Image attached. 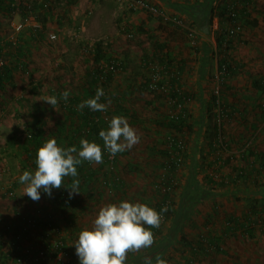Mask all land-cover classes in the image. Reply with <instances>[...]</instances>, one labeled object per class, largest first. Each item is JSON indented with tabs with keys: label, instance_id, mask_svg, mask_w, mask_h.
Listing matches in <instances>:
<instances>
[{
	"label": "rangeland",
	"instance_id": "obj_1",
	"mask_svg": "<svg viewBox=\"0 0 264 264\" xmlns=\"http://www.w3.org/2000/svg\"><path fill=\"white\" fill-rule=\"evenodd\" d=\"M1 1L11 12L8 15L0 10V47L20 41L32 74L4 89L9 94L0 89V223L9 222L19 213L40 211L61 227L69 244L67 251L75 255L69 252L73 257L67 264H111L117 256L106 260L101 251L111 239L109 235L118 231L128 212L127 204L138 208L144 199L145 207L154 206L162 199V193L155 192L156 186L162 179L173 181L174 187L167 194L173 212L151 243L156 244L168 236L183 190L195 178L200 189L217 196L197 203L158 264H264V216L251 218V222L258 221L251 233L252 223L247 225L244 219L253 203L248 193L258 192L255 186L261 183L255 205L264 208V179L252 185L240 178L258 164L257 156L264 153V92L257 84L254 87L256 81L264 79V0H236L233 10L239 12L245 7L246 15L236 24L241 29L239 34L232 37L228 36L232 26L226 21L220 24L215 10L207 22L203 21L207 29L204 33L175 9L201 0H171L173 12L156 0H140L177 20L179 26L146 10H132L117 0H76L69 8L68 0H51L43 9L38 6L42 0ZM225 2L232 0H212V6ZM30 4L38 14L41 37L31 31L34 22ZM25 16L27 22L22 21ZM19 22L22 29L16 32L12 23ZM217 33L231 44L222 55L216 46ZM50 35L55 40L49 39ZM97 46L103 58L96 64L116 61L121 67L110 84V93L122 100L120 106L126 110L113 116L117 121L113 144L118 159L112 172L131 169L125 176L126 195L118 200L104 194L95 203L96 208L71 230L63 226L33 174L21 171L17 146L9 138L16 134L17 143L23 138L22 133L17 134L25 122L20 100L31 99L41 105L55 89L71 93L83 81L85 69L95 65ZM1 58L7 64L15 61L14 56L5 54ZM217 60L225 61L231 71H218ZM155 66L161 72L159 84L164 91L144 89ZM32 88L37 89L35 94L28 93ZM172 91L189 99L183 105L189 126L182 132L173 133L163 126V117L170 119L177 114L176 102L170 98ZM168 137L178 138L184 145L180 162L173 169L163 168L161 152L168 148ZM249 151L255 155H248ZM233 220L238 221L234 224ZM232 225L235 231L231 232L227 228ZM132 228L130 231L135 232L137 227ZM85 235L99 243V251L88 253L86 258L81 250L71 249ZM139 235L137 230L132 239ZM209 239L218 251L207 245Z\"/></svg>",
	"mask_w": 264,
	"mask_h": 264
},
{
	"label": "trees",
	"instance_id": "obj_2",
	"mask_svg": "<svg viewBox=\"0 0 264 264\" xmlns=\"http://www.w3.org/2000/svg\"><path fill=\"white\" fill-rule=\"evenodd\" d=\"M50 1L42 0V3L38 4L39 8L43 9ZM75 2L76 0H68V8L73 6ZM235 3L236 0H232V2H225L214 8L212 0H201V2L196 1L193 6H181L175 9L188 17L196 27L205 33L207 29L203 26V21L204 23L207 22L214 10L220 24L226 21L230 23L232 28L237 27V22L246 15V12L245 7L239 12L234 11ZM1 9L5 10L8 15L11 12V8L6 7L0 0ZM28 9L29 14L38 26V28H31V31L34 35L39 34V37H41V28L38 24L35 5L30 4ZM24 20L28 21V17L22 18V21ZM236 35L238 34L233 36ZM215 40L221 55L230 49V42L222 34L217 33ZM4 45L0 47V61L2 62V66H0V89L9 94L10 91L4 89L11 88L20 77L30 78L32 71L29 70L27 53L25 54L24 45L20 41L12 40ZM4 54L11 58L14 56L15 61L11 64L5 63L1 58ZM101 58H103L101 48L97 46L93 54V63L96 66L85 69L82 76L83 81L71 93L66 94L62 88L55 89L43 98L41 105L31 99L22 98L20 102L24 103L22 112L25 113V122L21 131L17 134L22 133L23 138L21 143H17L16 134L13 138H9L10 143L17 146L21 171L33 174L36 181L40 183L44 195L49 199L60 217L61 222H64L63 226L71 230H75L79 226V222L91 213L90 210L96 208L95 203L104 194H111L119 200L127 193L125 176L131 168L123 169L120 173L112 172V167L115 166L118 159V152L113 144L117 124L114 117L126 110L120 106L122 100L117 98V95L110 93V84L115 75L102 74L99 71V64L96 63ZM115 62L111 61L110 63ZM217 64L218 71L223 72V74L231 71L230 66L225 61L217 60ZM260 81H256L254 87L258 85L259 88H262L261 91L264 92V86L261 87V84H264V79ZM147 84H144V89H147ZM36 88L30 89L28 93L35 94ZM170 98L178 104L189 102V99H186L177 91H172ZM163 121V126L173 133L182 132L189 126L185 114L174 116L173 119L163 117ZM215 131L217 132L216 128ZM176 142L177 140L172 141L170 144L167 142L168 148H166V151L161 152L165 163L163 168H166V165L170 169L177 166L176 161L170 160L171 156L177 152ZM111 147L115 151L113 162L107 159L108 150ZM248 153L251 156L255 155L252 151ZM257 163L248 173L245 172L242 176L240 175L243 181H249L252 185H256L259 178L263 177L264 179V176H262L264 174V153L257 156ZM212 180L211 178L209 182L212 183ZM167 181L169 183L172 180L167 179ZM221 183L225 186V182L221 181ZM255 187H258V192L248 193L247 197L249 199H247L253 201V203L244 217L247 225L252 223L248 231L250 233L253 231V225L258 224L257 220L251 222V218L264 216V208L260 209L255 205L257 202L255 197L259 196L262 183ZM183 191L168 236L166 235L155 241L156 244L151 243L158 234H161L160 230L163 223L160 226L158 225L159 217L163 214L164 221H167L169 215L173 212V208H169L167 211L163 210L165 203L168 202L167 194H160V189L155 190L163 200L161 199V202L148 208L144 205V202H147L144 199H141L138 208L132 207L129 202L127 204L129 205L128 212L124 211V219L118 226V231L111 233L109 235L111 239L103 245L101 254H104V258L111 260L112 251L123 250L142 242L143 244L148 243L143 248L144 252L141 253V250L136 256H123L124 252L120 251L121 255H116L117 258L113 256L115 260L111 264H158L163 258L167 245L171 243L174 236H179L181 225L197 203L217 196L215 192L200 189L195 178L191 179V182L187 184ZM6 193L8 194V190ZM9 194L11 195V192ZM235 221L238 220H233L234 224ZM53 223L57 224L53 217L43 216L40 211L16 214L9 222L0 223V243L7 246L12 244L13 247H16L13 248V251H16L14 261L18 258H26L27 254H24L26 244L32 243L33 246H37L40 242L38 241L39 236L42 235L38 232V229L45 230L48 224ZM1 225L6 230H3ZM133 226L137 227L136 231L138 230L140 233L135 239H132V237L136 231H130ZM234 226H230L227 230L235 231ZM132 230L134 229L132 228ZM149 235L152 236L150 243L147 241ZM45 241L43 246L48 249L49 241L46 239ZM63 241L66 247H69L66 238H63ZM209 241L207 245L218 251L212 240L209 239ZM98 244L93 243L92 239L85 235L84 239L71 249L73 251L81 250L86 258L88 253L99 251ZM150 245L151 247L148 248ZM69 252L72 253V251ZM71 253H69L70 256H75ZM0 254H2V248H0ZM0 256H2V259L5 258V255Z\"/></svg>",
	"mask_w": 264,
	"mask_h": 264
},
{
	"label": "built area",
	"instance_id": "obj_3",
	"mask_svg": "<svg viewBox=\"0 0 264 264\" xmlns=\"http://www.w3.org/2000/svg\"><path fill=\"white\" fill-rule=\"evenodd\" d=\"M117 2L126 4L132 10L142 9V10H146L148 13L152 15H159V17H161V19L164 22H170V23H173L174 25L179 24L177 20H172L168 18L167 16L158 12V10H156L155 8L147 6L140 0H117ZM31 19H32V22H34V24L31 27L38 28L37 23L34 21V18L31 17ZM12 27L16 32H19L22 29V25L20 24V22L18 24L12 23ZM240 30L241 29L239 26L232 28L231 30H229L228 35L232 37L235 34H239ZM193 37H194L193 34L190 33L189 38L192 41H193ZM49 39L55 40V36L50 35ZM0 66H2L1 61H0ZM99 71L102 74L109 73L112 75H116L121 71V67H120V64L117 62L106 64V65L101 64L99 65ZM160 73H161L160 70H158L156 66L150 69V80L147 84L149 91L151 92L164 91V88L162 86L160 87V84H159ZM184 104L186 103H183V104L175 103L177 114L174 116L184 115L185 113L184 112L185 107L183 106ZM174 116H171L170 118L173 119ZM174 140H177L176 142L177 152L171 156L170 160L171 161L174 160L177 163V162H180V158H179L180 152L184 150V145L178 138L177 139H175L174 137L167 138V142H169V144L172 143V141ZM114 157H115V151L111 147L108 150L107 159L110 162H113ZM166 168L170 169L168 165H166ZM167 182L168 181L166 179H162L160 183L156 186L158 190L160 189V193L168 194L171 192L172 188L174 187L173 181H169V183ZM169 208H170L169 202H166L163 207V210L167 211ZM159 219L160 221L158 222V225L160 226L162 223L165 222L163 214L159 217ZM46 227L47 228L45 230L38 229V232L42 234L41 236H39V239H38V241H40L41 243L38 242L37 246H33L32 243H28V245L26 244V246H28V248H25L24 250V254H27L26 258H23V259L18 258L16 261H14L13 259L15 257L16 251L14 252L13 248H16V247H13L12 244H9L7 246L6 244L0 243V248H2V254L0 255H5L4 259H2V256H0V264H47L50 261L56 264H67L69 262L71 263L72 258L69 255L66 244L63 241L62 229L59 226V224H54V223L48 224ZM2 229L6 230L5 228H3V226H2ZM151 237H152L151 235L148 236V239H147L148 242L151 240ZM45 239L49 241L48 246H47L48 249H45V247L43 246V243L46 242ZM146 244L139 242V244L135 246L127 247V248H124L123 250L112 251V254L121 255L120 251L121 252L123 251L124 252L123 256L124 255L125 256H133V255L136 256L138 253H140V251L144 248Z\"/></svg>",
	"mask_w": 264,
	"mask_h": 264
},
{
	"label": "crops",
	"instance_id": "obj_4",
	"mask_svg": "<svg viewBox=\"0 0 264 264\" xmlns=\"http://www.w3.org/2000/svg\"><path fill=\"white\" fill-rule=\"evenodd\" d=\"M176 1H178V2H182V1H184V0H176ZM156 2H157L158 4L162 3L164 6L167 7V9L170 8V10H171L172 12H173V10H175L174 7L171 6V5L169 4V3L172 2L171 0H156Z\"/></svg>",
	"mask_w": 264,
	"mask_h": 264
}]
</instances>
